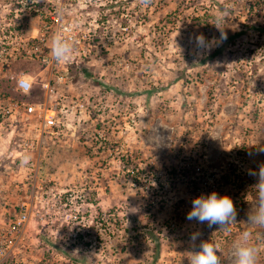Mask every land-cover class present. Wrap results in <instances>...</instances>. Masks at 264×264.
<instances>
[{
	"label": "rangeland",
	"instance_id": "1",
	"mask_svg": "<svg viewBox=\"0 0 264 264\" xmlns=\"http://www.w3.org/2000/svg\"><path fill=\"white\" fill-rule=\"evenodd\" d=\"M16 1L0 0V227L25 206L27 222L0 264H188L195 231L230 264L244 230L264 264V229L246 225L264 165V0H118L78 22L88 36L50 94L29 41L41 21ZM9 99L46 104L59 127L39 135ZM213 191L237 209L230 231L186 219Z\"/></svg>",
	"mask_w": 264,
	"mask_h": 264
},
{
	"label": "built area",
	"instance_id": "2",
	"mask_svg": "<svg viewBox=\"0 0 264 264\" xmlns=\"http://www.w3.org/2000/svg\"><path fill=\"white\" fill-rule=\"evenodd\" d=\"M118 0H17L16 4L19 8L14 11H24L25 15H35L41 21V28L36 30L35 34L30 37L31 43L36 42L38 45L43 46L35 48L32 45L34 57L47 69L49 76L42 83V88L48 94L53 92V85L65 82L68 75L69 65L72 63V58L67 62L56 63L52 60L50 55V38L58 30H65L64 34L74 38L76 47L74 53L80 52L82 47V40L88 36L87 31H81L78 22H97L101 16V8L109 4H115ZM58 10H62L58 13ZM104 16H108L109 9L105 10ZM124 14H122L123 16ZM110 17V16H109ZM89 25V23H88ZM89 31V29H88ZM82 39V40H81ZM49 43V44H48ZM46 51L47 54L37 55L36 51ZM73 53V54H74ZM74 57V56H73ZM16 90L21 93H27L30 90V81L25 75H20L16 79ZM10 108L6 113L10 114L22 109L23 114L27 116H34L38 120H42V126L38 129V133H49L52 127H59V121L53 117H46L48 106L46 104H34L22 100L15 101L9 99ZM24 204L21 205V207ZM27 208H22L21 211L15 213L4 227H0V261L5 258L7 253L21 241V233L24 224L27 222Z\"/></svg>",
	"mask_w": 264,
	"mask_h": 264
},
{
	"label": "clouds",
	"instance_id": "3",
	"mask_svg": "<svg viewBox=\"0 0 264 264\" xmlns=\"http://www.w3.org/2000/svg\"><path fill=\"white\" fill-rule=\"evenodd\" d=\"M39 3L40 0H37ZM141 6L147 7L152 0H138ZM62 10H58V13ZM229 10L220 9L215 14V25L221 30L220 42L227 39L226 32L219 25L226 22ZM65 30L58 29L50 38V55L54 62H67L71 59L76 43L74 38L64 34ZM195 44L199 49L210 51L212 42L208 41L203 35L194 37ZM31 157L24 155L20 161L21 166H26ZM250 175L256 176L257 183L253 185L255 197L251 202V208L248 212L246 225L254 229H264V165L259 167L258 171H251ZM192 208L187 213L186 219L195 220L200 224L206 223L209 228L214 225L219 226L218 231H230V226L236 222L237 209L231 197L228 195H219L216 191L210 194H201L192 199ZM202 233L195 231L191 233L187 251L188 264H222L221 246L210 240H200ZM252 232L242 231L239 240L234 242L229 253L230 264H260V249L251 242ZM200 240L199 244L197 241Z\"/></svg>",
	"mask_w": 264,
	"mask_h": 264
}]
</instances>
